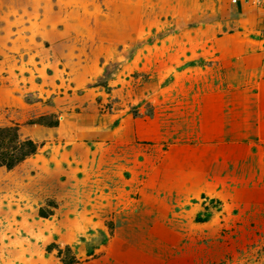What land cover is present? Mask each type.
Masks as SVG:
<instances>
[{
  "label": "rangeland",
  "instance_id": "obj_1",
  "mask_svg": "<svg viewBox=\"0 0 264 264\" xmlns=\"http://www.w3.org/2000/svg\"><path fill=\"white\" fill-rule=\"evenodd\" d=\"M236 1L0 0V154L37 148L0 167V264H264V24L219 21Z\"/></svg>",
  "mask_w": 264,
  "mask_h": 264
},
{
  "label": "crops",
  "instance_id": "obj_2",
  "mask_svg": "<svg viewBox=\"0 0 264 264\" xmlns=\"http://www.w3.org/2000/svg\"><path fill=\"white\" fill-rule=\"evenodd\" d=\"M253 5H255V2L253 0H237L236 3H234V5H230L226 3L225 11L223 12V16L219 19V21H223L226 18L229 20H232V19L242 20V23H248L250 29L252 30L254 29V22L260 21L262 22V24H264V11L258 8L256 11L253 10ZM211 23H214V22L211 21ZM250 29L249 31H251ZM252 31L254 32V30ZM261 36L262 38L259 41L260 51L258 52L260 61L262 62V66L260 67V76L264 74V34L262 33ZM199 37L200 36H197V38ZM197 38H196V41L199 40ZM223 38L224 37H222V39ZM247 39H248V36L246 37L244 48H247L249 50L251 44L247 42L248 41ZM179 51H181V49ZM177 63L175 64L176 66H177Z\"/></svg>",
  "mask_w": 264,
  "mask_h": 264
},
{
  "label": "trees",
  "instance_id": "obj_3",
  "mask_svg": "<svg viewBox=\"0 0 264 264\" xmlns=\"http://www.w3.org/2000/svg\"><path fill=\"white\" fill-rule=\"evenodd\" d=\"M8 133L9 131H0V137L9 140V138L7 137ZM11 145V150H7L4 153L0 154V167L5 166L6 168H12L14 165L21 162L26 157L35 154L37 150L36 146L30 142H25L20 146H18L16 143H11Z\"/></svg>",
  "mask_w": 264,
  "mask_h": 264
}]
</instances>
